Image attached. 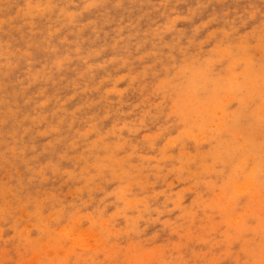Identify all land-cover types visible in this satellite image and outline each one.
Returning <instances> with one entry per match:
<instances>
[{
  "label": "rangeland",
  "instance_id": "rangeland-1",
  "mask_svg": "<svg viewBox=\"0 0 264 264\" xmlns=\"http://www.w3.org/2000/svg\"><path fill=\"white\" fill-rule=\"evenodd\" d=\"M263 48L264 0H0V264H264Z\"/></svg>",
  "mask_w": 264,
  "mask_h": 264
},
{
  "label": "bare ground",
  "instance_id": "bare-ground-1",
  "mask_svg": "<svg viewBox=\"0 0 264 264\" xmlns=\"http://www.w3.org/2000/svg\"><path fill=\"white\" fill-rule=\"evenodd\" d=\"M5 1V0H4ZM89 6H91V5H89ZM21 7V6H20ZM28 9H30V8H28ZM41 9V8H40ZM64 9V8H63ZM80 11V10H79ZM27 12V11H26ZM25 12V13H26ZM59 12V11H58ZM241 14V13H240ZM252 14V13H251ZM175 17V16H174ZM91 20V19H90ZM89 20V21H90ZM177 20V19H176ZM2 21H3V19H2ZM246 21V20H245ZM30 22H32V21H30ZM172 22V21H171ZM182 23V22H181ZM199 29V28H198ZM52 32V31H51ZM201 33V32H200ZM214 33V32H213ZM252 34H253V32H252ZM216 35V34H215ZM246 35H247V33H246ZM209 36V35H208ZM207 36V37H208ZM257 36V35H256ZM260 36V35H259ZM66 38V37H65ZM260 38H262L261 36H260ZM259 38V39H260ZM258 39V40H259ZM205 40V39H204ZM242 41V40H241ZM256 42V41H255ZM10 43V42H9ZM202 44V43H201ZM256 44V43H255ZM238 45V44H237ZM78 47V46H77ZM55 48V47H54ZM264 49V48H263ZM60 59H61V57H60ZM68 60H69V57H68ZM32 61H33V59H32ZM58 61V60H57ZM59 61H61V60H59ZM209 63V62H208ZM17 64V63H16ZM16 64H15V66H16ZM101 64V63H100ZM28 66V65H27ZM91 67H92V65H91ZM99 67V66H98ZM207 67V66H206ZM192 70V69H191ZM190 70V71H191ZM196 71H197V69H195ZM195 70H193L194 72H196ZM204 71V70H203ZM200 73H201V71H199ZM206 73H208V72H206ZM190 74V73H189ZM188 74V75H189ZM192 74V73H191ZM196 74V73H195ZM35 75V74H34ZM199 75V74H198ZM205 76V75H204ZM208 76H210V75H208ZM38 77V76H37ZM198 78H200V77H198ZM205 78H206V76H205ZM35 80V79H34ZM33 80V81H34ZM203 80H204V78H203ZM206 80H207V78H206ZM211 80V79H210ZM197 80H195L194 82H192L193 84L196 82ZM205 81V80H204ZM203 81V82H204ZM199 82V81H198ZM200 83V82H199ZM189 84H191L190 82H189ZM204 84V83H203ZM188 85V84H187ZM196 85H200L201 86V83L200 84H196ZM195 85V86H196ZM61 89V88H60ZM190 89H192V88H190ZM186 91H188V90H186ZM198 92V91H197ZM196 93V92H195ZM122 94V93H121ZM201 95V94H200ZM27 100V99H26ZM44 101V100H43ZM250 104V103H249ZM246 105V104H245ZM248 106V105H247ZM77 108V107H76ZM249 108V107H248ZM246 109V108H245ZM246 111V110H245ZM251 113V112H250ZM222 116H224V114H222ZM247 116V115H246ZM225 117V116H224ZM250 117H252V116H250ZM261 119V118H260ZM258 124V123H257ZM253 126V125H252ZM261 128H257V129H255V130H257L256 132H257V134L258 135H263L264 134V124H261ZM251 127V126H250ZM248 131V130H247ZM254 132V131H253ZM99 135V134H98ZM241 136V135H240ZM243 137H244V135H243ZM257 138V137H256ZM93 141V140H92ZM135 143V142H134ZM234 143V142H233ZM245 143V142H244ZM260 144H262V143H260ZM136 145V144H135ZM214 145V144H213ZM231 145V144H230ZM229 145V146H230ZM215 146V145H214ZM217 146V145H216ZM229 146H228V148H229ZM249 146H250V148H249V150H250V154H253L252 155V157L254 158V159H252L253 160V162L254 161H257V160H260L261 159V157H259V156H257V154L255 155V149H254V142H252V143H249ZM262 146H264V144H262ZM227 147V146H226ZM225 148V147H224ZM223 149V148H222ZM215 150V148L212 150V152ZM229 150V149H228ZM201 151V150H200ZM225 151H227L226 149H225ZM224 151V152H225ZM228 152V151H227ZM230 152H231V149H230ZM217 153V152H216ZM221 153V152H220ZM219 154V153H218ZM123 155V154H122ZM247 155V154H246ZM204 156H207V155H204ZM216 156H217V154H216ZM208 157V156H207ZM122 158V157H121ZM212 158V157H211ZM114 159V158H113ZM250 159H251V157H250ZM111 160V159H110ZM120 161V160H119ZM122 161V160H121ZM120 161V162H121ZM241 161V160H240ZM250 161V160H249ZM244 162V161H243ZM252 162V161H251ZM255 163V162H254ZM254 163H252V164H254ZM103 164H107V163H103ZM249 164V163H248ZM108 165V164H107ZM106 165V166H107ZM237 165V166H236ZM235 166L238 168V164H236ZM240 165V164H239ZM244 165H245V162H244ZM244 165H242V166H244ZM112 166V165H111ZM251 166V165H250ZM235 167V168H236ZM100 168H101V166H100ZM107 168V167H106ZM123 169V168H122ZM121 169V170H122ZM241 169H242V167H241ZM250 169V168H249ZM243 170V169H242ZM255 170H257V166L256 165H254L253 167H252V171H255ZM237 172V171H236ZM242 173V172H241ZM253 187V186H252ZM251 187V188H252ZM251 188H249V189H251ZM250 236H252V235H250ZM249 238H251V237H249ZM251 240V239H250Z\"/></svg>",
  "mask_w": 264,
  "mask_h": 264
}]
</instances>
